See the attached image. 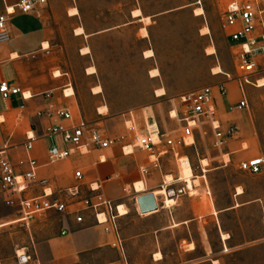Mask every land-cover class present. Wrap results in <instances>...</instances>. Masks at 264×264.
<instances>
[{
  "label": "crops",
  "instance_id": "crops-1",
  "mask_svg": "<svg viewBox=\"0 0 264 264\" xmlns=\"http://www.w3.org/2000/svg\"><path fill=\"white\" fill-rule=\"evenodd\" d=\"M126 1L132 2L134 6L129 10L126 23L122 26H126V30L136 28L134 36L137 39H148L149 28L163 17L191 9L194 19L203 17L204 23L201 25L200 35L201 30L206 27L209 29V34L206 36H209L212 42H214L213 37H219L223 50H237L236 45L221 30L220 18L223 11L221 3L217 8L218 28L216 27L214 32L207 23L203 7H198L201 6L200 0H186V3L180 7L152 15L146 14L144 8L139 5V0ZM258 1L260 9L264 11V0ZM18 2L19 0H0V14H3L6 9L14 10V14L8 17L7 22L10 39L0 44V82L6 81L10 86L19 87L23 92H28L34 97L24 103L26 112L23 118L17 121L18 106L23 103L21 98L15 97L9 102H3L0 96V117L5 120V123L0 125V138L10 139L12 144L23 142L25 133L32 128L35 132L41 133L48 121L36 117V113L47 107L53 109L68 107L75 116L81 115L86 119L78 108V101L70 84L68 85L71 87L73 96L64 98L63 92L68 85L63 84L61 69H58L59 67H56L49 58L52 54L53 26L48 9L52 8V0H46L49 8L41 6L30 14H22L16 7ZM59 2L62 3L60 16L75 23L72 29L74 38L86 41L121 27L89 31L77 0H59ZM73 9L77 10V15L70 16V10ZM196 9H202L203 15L196 16ZM137 10L141 14L133 16V12ZM55 17L52 18L56 23ZM145 18H149L148 24L144 22ZM262 19L264 22V14ZM79 28L83 30L82 35H76V30ZM206 36L201 35V37ZM45 43L49 45L46 50L43 48ZM85 48L89 50L86 55L83 54ZM79 51L81 56L91 54L89 45H83ZM147 51L153 52L152 49L142 50L140 57L143 61L154 58V52L152 58H146ZM258 64L264 68V59H259ZM217 66L222 69L220 65ZM90 68L95 70L94 67ZM56 69L58 70L54 71ZM153 70L158 69L153 67L144 74L145 77L148 75L151 80L160 77L159 73L158 77L152 78L150 74ZM55 72H60L61 76L55 77ZM260 74L261 72L253 76L254 81L250 85H245L243 90L236 81L229 82L226 79V75L232 76L229 72L219 74L224 77L222 81L220 78L210 80L212 86L209 87L213 89L220 125L224 131L234 128V133L228 138L223 150L212 152V154L208 150H200L202 146L210 143L211 132L207 128L202 135L195 133L194 147L175 150L179 156L187 158L191 164L204 160L209 166L214 163L217 176L226 177L228 180L225 192L218 189L219 186L214 187L212 184L210 188L207 182L209 173L207 169L206 180L195 176L199 182L197 187L185 180V184L183 180L177 181L180 172L171 153L159 159L158 169L152 168L151 158L147 153L134 149L130 154L125 155L119 145L94 151L88 156L76 155L63 162L43 167L39 171V176L52 180L57 187L69 188L74 184V173L81 170L84 176L82 197H92L93 194L88 190L89 185L101 182L103 194L114 204L122 205L126 209V214L120 216L118 220L124 254L111 247L112 235L104 233L103 227L96 224L92 212L83 214L82 224H76L72 216L49 212L35 219L25 229L26 241L16 247L15 255L18 254L17 250L23 251L24 255L30 257L28 264H214L215 262L222 264L217 257L229 250L228 246L233 235L244 236L238 240L240 244L234 246L235 252L247 251L264 244V166L261 173L257 175L239 170L242 162L257 158L264 159V115L258 116L250 110L254 106V97L261 94L264 96V87H257V81L264 79V75ZM234 75H237L236 67ZM220 85H224L227 89L225 96L219 93ZM97 87L101 89L97 85L90 89L92 99L101 94L93 93ZM160 90H163L165 94L157 96L156 92ZM185 93L187 92L169 96L165 86L156 85L152 91L151 100L146 105L126 111V115L122 117L123 120L115 122L114 131H106V133L112 136L127 134L125 122L133 116L142 132H144L145 124L154 122L161 133L176 137L182 124L172 114L180 115L181 106L177 98ZM45 94L51 95L50 101L44 100ZM224 97H227L226 101ZM242 100L247 101L248 109L235 110L234 107ZM79 101L81 106L84 105V99ZM87 106H89L88 103ZM99 108H97V115L103 116L98 114ZM99 128L103 129L101 126ZM128 143H131L130 138ZM46 149L45 142L36 143L33 155L41 165L46 163ZM140 168L149 169L150 174L146 177L142 176ZM169 176L172 178L170 186L177 191V195L168 198L173 200L174 204L170 208H165L163 206L165 198L157 196L156 192L162 190L163 182L167 181ZM138 184L143 186L142 191L135 189ZM182 188H185L184 193ZM199 188L204 197L210 200L204 203V208L208 211L212 209L213 212L202 214L196 212L192 197L197 196L196 192ZM206 192H209V195ZM149 193L156 196L158 210L141 214L137 198ZM38 194L39 192H34L33 195ZM15 219L12 212L2 220L15 222ZM208 220H212L218 234L219 252L217 254L212 250L209 239L205 237L210 231ZM230 220H234V230L228 225ZM21 233L20 229H14L11 236H19ZM196 235L199 240H196ZM225 235L229 236L228 239L224 238ZM190 246L193 247L190 248ZM9 247V244L0 242V264H19L17 256H15L17 261L12 259Z\"/></svg>",
  "mask_w": 264,
  "mask_h": 264
},
{
  "label": "built area",
  "instance_id": "built-area-1",
  "mask_svg": "<svg viewBox=\"0 0 264 264\" xmlns=\"http://www.w3.org/2000/svg\"><path fill=\"white\" fill-rule=\"evenodd\" d=\"M223 5L221 13V30L227 34V38L236 45L234 53L237 75L232 77L226 75V79L236 81L241 90L245 85L252 83L253 76L259 73V59H264V22L262 16L264 11L260 9L258 0H219ZM46 0H19L17 9L22 14H30L37 8L44 6ZM14 14L13 8L6 9L0 14V44L10 39L7 26L8 17ZM70 85L64 89V98L73 96L65 92ZM222 96L227 94L224 85L218 86ZM0 96L3 102H9L15 97H20L22 104L18 106L17 121H20L26 112V101L32 99L28 92H23L19 87L10 86L6 81L0 82ZM46 102L51 100L50 94L44 95ZM181 106V112L174 118L182 124L176 137H170L158 130L156 123L145 124L142 132L131 116L125 122L127 134L112 136L100 129L95 122H89L81 115L75 116L68 107L53 109L47 107L39 110L36 117L46 119L48 124L41 133L32 128L24 135L20 144H12L10 139L0 138V200L2 204L12 210L15 223L27 228L35 219L49 213L55 212L61 215H69L74 218L76 224L83 223V214L92 212L95 222L103 227L106 234L113 237L111 247L124 254L123 240L118 224L119 207L103 194L101 182L89 185L88 190L92 197H82L83 173L78 170L74 173V184L69 188L57 187L48 178L40 177L39 171L59 162H63L73 156H88L94 151L106 150L113 146H121L122 152L130 154L131 150H140L147 153L151 158L152 168H159V159L172 154L180 170L181 160L186 159L193 173H201L198 177L206 180V168L202 161L192 166L187 158L179 156L175 150L195 146V133L202 135L204 129L211 132L210 148L215 151L223 150L228 138L234 133V128L224 131L218 120L213 89L206 86L198 90L187 92L177 98ZM237 111L248 109L246 100H242L235 107ZM5 120L0 117V125ZM130 138L131 143H128ZM38 142H45L46 163L41 165L33 155ZM264 166V159L257 158L242 162L239 170L251 175L260 174ZM142 176L150 174L149 169L140 168ZM180 178L177 179L179 181ZM171 182L164 181L162 190L164 198L177 195V191L170 186ZM185 188H182L184 193ZM39 192L38 195H33ZM189 193V192H188ZM209 195V192H206ZM155 200L157 203L156 196ZM19 264H28L30 257L18 256Z\"/></svg>",
  "mask_w": 264,
  "mask_h": 264
},
{
  "label": "rangeland",
  "instance_id": "rangeland-1",
  "mask_svg": "<svg viewBox=\"0 0 264 264\" xmlns=\"http://www.w3.org/2000/svg\"><path fill=\"white\" fill-rule=\"evenodd\" d=\"M200 2L201 6L198 7H203L207 23L210 29L215 32L216 27L218 28L217 8L220 1L200 0ZM185 3L186 0H139V5L148 15L174 9ZM77 4L82 9L81 12L89 31L104 30L114 26L121 27L86 41L74 38L72 29L75 23L61 17L62 3L59 0H52V8L48 10L51 16H56L57 19L55 23L51 17L53 43L51 44L52 54L49 58L56 67H59L58 69H61L63 84H70L73 88L82 115L87 120L98 123L107 132L114 131L115 122L122 121L126 111L146 105L151 100L154 87L158 84L168 89L169 96H176L212 86L210 83L212 78L224 80L222 75L212 76V69L217 65L222 67L221 71L229 72L232 77H235L234 53L236 50H223L219 37H213L214 42L209 36L201 37L200 28L204 23L203 17L194 19L191 9L179 11L158 20L149 28V38L140 40L134 36L136 28L126 30V26H122L123 23H126L129 10L134 6L132 2L126 0H77ZM43 7H48V2ZM144 34L146 35L145 32ZM83 45L90 46V55L81 56L79 49ZM211 48L215 50V55L207 56L206 51ZM144 49H152L154 58L143 61L140 53ZM90 67L95 68L96 74H92L93 76L87 75V69ZM153 67L158 69L160 77L151 80L148 75L145 77L144 74ZM259 72H261L260 75H264V68L260 67ZM251 81L253 82L254 79ZM95 85L100 86L102 92L92 99L90 89ZM79 99H84V105L81 106ZM224 100L226 101L227 97H224ZM254 100V106L250 108L251 113L263 116L264 96L262 94L255 96ZM101 106L107 107L108 111L105 114L99 113ZM97 108H99L98 114L103 116L97 115ZM200 150H208L210 154L215 152L209 145L202 146ZM197 163H193L192 166H196ZM215 166L213 163L206 168L209 170L207 182L210 188L212 184L214 187L219 186L218 189L225 192L228 180L226 177L219 178L217 176ZM192 175V179L185 181L193 183L201 173L192 171ZM180 177L183 180L181 169ZM196 195L192 197L196 212L201 214L213 212L212 209L208 211L204 208V203L210 200L204 197L201 188L198 189ZM10 213L12 211L6 208L0 200V242L3 241L10 245L9 253L12 255V259L17 261L15 249L18 245L25 243L26 228L15 224V222L2 220ZM207 224L210 225V231L205 237L209 239L212 250L217 254L219 252L218 234L212 220H208ZM228 225L234 230V220L228 221ZM14 229H20L21 235L12 237ZM243 237L242 235H233L228 246L229 250L217 257L222 264H264V244L243 252L234 251V246L239 245L238 240ZM196 240H199L197 235Z\"/></svg>",
  "mask_w": 264,
  "mask_h": 264
},
{
  "label": "bare ground",
  "instance_id": "bare-ground-1",
  "mask_svg": "<svg viewBox=\"0 0 264 264\" xmlns=\"http://www.w3.org/2000/svg\"><path fill=\"white\" fill-rule=\"evenodd\" d=\"M141 13L137 10V11H134L133 12V16H139ZM75 15H77V10H75V9H73V10H70V16H75ZM195 15L196 16H202L203 15V11H202V9H196L195 10ZM144 22L146 23V24H148L149 23V18H145L144 19ZM144 31V30H143ZM83 34V30L81 29V28H79L78 30H76V35H82ZM209 34V30H208V28H203L202 30H201V35L202 36H206V35H208ZM146 36V35H145ZM144 36V37H145ZM48 43L46 44H44L43 45V48L46 50L47 48H48ZM89 53V50L87 49V48H85V49H83V54L84 55H86V54H88ZM206 54L208 55V56H212V55H214L215 54V51L211 48V49H208L207 51H206ZM145 57L146 58H152L153 57V52L152 51H147V52H145ZM95 73V70L93 69V68H91V69H89L88 70V74L89 75H92V74H94ZM212 75H219V74H222V71H221V69H220V67H215V68H213L212 69ZM151 77L152 78H156V77H158L159 76V72H158V70H153V71H151ZM54 76L55 77H60L61 76V74H60V72H55L54 73ZM257 87H264V80H259V81H257ZM67 95H71L72 94V91H71V89H68L66 92H65ZM93 93L94 94H100L101 93V89L99 88V87H97V88H95L94 90H93ZM156 94H157V96H162V95H164L165 94V92L163 91V90H160V91H157L156 92ZM146 111V110H145ZM148 111V110H147ZM107 112V108L106 107H101L100 109H99V113L100 114H105ZM175 114V113H174ZM1 120H2V118H1ZM202 164H203V166H205V167H207L208 166V162L207 161H203L202 162ZM180 169H181V175H182V178H183V182H184V184H185V181L184 180H190V179H192L193 178V175H192V171H191V168H190V164L187 162V160L186 159H184V160H181V163H180ZM179 172H180V170H179ZM207 172V171H206ZM205 172V173H206ZM180 174V173H179ZM195 176V175H194ZM179 178H180V180L179 181H182V179H181V177H180V175H179ZM172 181V178L169 176V177H167V182H171ZM195 185H196V187L198 186V184H199V182L197 181V180H195L194 182H193ZM135 189L137 190V191H142L143 190V186L141 185V184H138V185H136L135 186ZM164 194H165V192H164V190H160V191H158V192H156V195L157 196H164ZM173 204H174V201L173 200H171V199H168L167 197L164 199V202H163V206L165 207V208H170L171 206H173ZM119 214L122 216V215H124V214H126V210H125V208L123 207V206H120L119 207ZM228 235H225V237L224 238H226V239H228ZM193 247V246H192ZM191 246H190V248H192ZM18 256H23L24 255V252L23 251H18V254H17ZM214 264H217L216 262L214 263Z\"/></svg>",
  "mask_w": 264,
  "mask_h": 264
},
{
  "label": "water",
  "instance_id": "water-1",
  "mask_svg": "<svg viewBox=\"0 0 264 264\" xmlns=\"http://www.w3.org/2000/svg\"><path fill=\"white\" fill-rule=\"evenodd\" d=\"M137 204L139 207V212L141 214H148L158 210V205L156 203L155 197L151 193L137 198Z\"/></svg>",
  "mask_w": 264,
  "mask_h": 264
}]
</instances>
